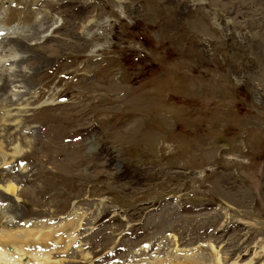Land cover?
Here are the masks:
<instances>
[{
    "label": "rangeland",
    "instance_id": "obj_1",
    "mask_svg": "<svg viewBox=\"0 0 264 264\" xmlns=\"http://www.w3.org/2000/svg\"><path fill=\"white\" fill-rule=\"evenodd\" d=\"M18 1L45 37L1 42L31 79L0 110V193L62 237L29 244L57 264H264V0Z\"/></svg>",
    "mask_w": 264,
    "mask_h": 264
},
{
    "label": "bare ground",
    "instance_id": "obj_2",
    "mask_svg": "<svg viewBox=\"0 0 264 264\" xmlns=\"http://www.w3.org/2000/svg\"><path fill=\"white\" fill-rule=\"evenodd\" d=\"M29 1L35 4L37 0H29ZM14 4L17 7L13 6ZM14 4L12 5L13 7H10L8 9V12L6 15H4L3 10L0 8V93H1V95L4 94V96H5V97L3 96L5 102L4 103L1 102L2 104L0 105L1 106L0 110H2L3 112L4 111L9 112L10 110L7 109L9 106H12V105L17 106L18 104H23L24 103L23 101L26 100V97L23 98L26 95V92L21 93V91H14L11 88L9 89L8 87H10L13 84H15V86H13V87H17L18 83L19 84L23 83V87H25V84H28L26 81L31 79V76L25 75L24 72L22 73V69H16L14 67H11L12 65H16L15 63H13V61L15 62V60H17L18 56L16 54L17 52L16 51L14 52V50H16V49L12 48L11 46H10L11 48H8V47H6V45L5 46L1 45V42H3L4 40L9 41L10 40L9 38L10 37L12 38V36L7 35V32L9 33V31H7V28L11 27L10 31H13L16 29L17 30L20 29L21 31H24V32L27 31L25 33L26 35L25 34H23V35H25L27 38H33V40L35 37L36 38L45 37L43 34H41L42 30L39 29L40 27H37L39 25L40 20H38V18L36 16H35L36 17L35 19H32L34 17V14H33L34 12H31L29 10H25V11L22 10V8H20V6H19L18 0H14ZM24 4H25V2H24ZM29 9H31V8L29 7ZM13 22H17L18 25L16 24L17 26H15V25L10 26V24ZM34 24H36L35 27L33 26ZM12 28H13V30H12ZM12 33H15V32H12ZM29 34L31 37L29 36ZM16 35H17V33H16ZM16 37L19 38L18 35ZM13 38H15V37H13ZM23 38L24 37L22 36V40H20L21 42L18 41L19 42L18 47L21 49H22V47H27L26 46L27 43ZM16 47H17V45H16ZM19 48H17L18 49L17 51H20ZM21 59L24 60L23 57H21ZM19 61H20V59H19ZM19 61H17V62H19ZM11 62L13 64H9ZM17 72H20V74H16ZM7 73H9V74H7ZM8 75H10V77ZM19 87H21V86L19 85ZM27 92H28V90H27ZM20 93H21V95L19 96ZM17 96H19V99H20L19 102H18L19 99L16 98ZM6 98H9V100L6 101ZM14 98H16V99H14ZM24 104L26 105V103H24ZM17 111L18 110H16V112ZM8 112L5 115L4 114L0 115L1 123L5 124L4 120H7L6 117L8 116ZM15 119H17V118L12 119V121H14ZM14 122H16V121H14ZM15 124L17 125L18 123H15ZM3 149H4V146L2 143H0V152H3ZM17 149L14 148L10 155L6 154L7 153L6 152L5 154L7 156L9 155V159L2 156L1 163L7 164L8 162L16 161L17 158H19L18 153L21 151V149L20 150H17ZM48 173H46V174L48 175ZM5 186H6V188L4 189L3 192H5L6 194L0 193V261L2 260L3 262H5L4 264H9L8 260L11 259L9 257L13 256L14 259H13V263H11V264H22L21 258L24 255H27L28 258H32L34 260H37V262L40 264L41 263L50 264V262H51V264L52 263L57 264V260H52L53 257L50 255V253H45V252L44 253H38V251H40V250H42V251L48 250L45 246H43V245L39 246V244H36L34 242L29 244V242H30V238L33 239L37 235L40 236L39 237L40 239H50V237H51V240H54L57 242L61 241L62 237H60L59 235L58 236L56 235V233H55L56 231H54V226H52L53 224H51L49 221L45 222V223H43V221H42L43 224H41V225L38 224V227H36L37 222H36V224L35 223L29 224L32 227H30L27 224L29 226V228H23V226H19L20 223L18 222V220H16L13 216L10 215L13 212L12 211L13 208L5 200L6 196H8V194L9 195L10 194H12V195L16 194L17 188L14 185V183H8ZM23 224H26V223H23ZM12 225L14 227L11 228L10 226H12ZM78 225H79L78 223L73 225V228L77 227ZM24 226H26V225H24ZM43 228H49V229L47 231H43ZM74 239L75 238L73 237L70 240L71 242L65 241L66 239L64 240L65 242H63V243L65 244V249L70 246V244L74 241ZM9 248H12V252H13L12 254L9 252ZM51 249H54V248L51 247ZM214 259L216 261L215 264H221L219 261L220 259H219L218 255H215ZM187 260H188V258H187ZM189 260H191V258H189ZM58 263H60V262H58ZM24 264H27V262Z\"/></svg>",
    "mask_w": 264,
    "mask_h": 264
}]
</instances>
